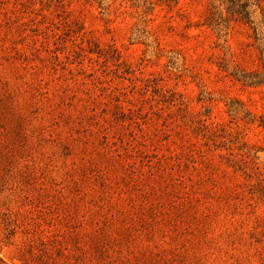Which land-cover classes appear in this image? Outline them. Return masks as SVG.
Returning <instances> with one entry per match:
<instances>
[{
    "label": "rangeland",
    "instance_id": "1",
    "mask_svg": "<svg viewBox=\"0 0 264 264\" xmlns=\"http://www.w3.org/2000/svg\"><path fill=\"white\" fill-rule=\"evenodd\" d=\"M225 3L0 0V264H264V40Z\"/></svg>",
    "mask_w": 264,
    "mask_h": 264
},
{
    "label": "trees",
    "instance_id": "2",
    "mask_svg": "<svg viewBox=\"0 0 264 264\" xmlns=\"http://www.w3.org/2000/svg\"><path fill=\"white\" fill-rule=\"evenodd\" d=\"M258 2L259 0H226L224 7L226 16L223 17L220 14L216 16V14L212 12L207 19V26L216 30L218 35L223 37L228 30L229 21L235 18L236 20L248 24L253 29L256 41L262 42L264 40V14L259 11V18L256 19L255 10L260 9ZM259 52L260 60L264 65V43H260ZM242 78V81L246 83V74H243ZM249 84H264V76H260L259 74L253 75Z\"/></svg>",
    "mask_w": 264,
    "mask_h": 264
}]
</instances>
